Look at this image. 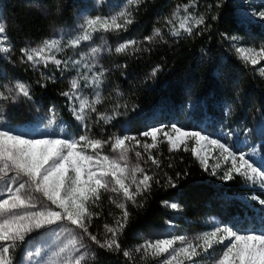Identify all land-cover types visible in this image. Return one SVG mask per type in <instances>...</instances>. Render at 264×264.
Masks as SVG:
<instances>
[{
  "label": "snow or ice",
  "instance_id": "snow-or-ice-1",
  "mask_svg": "<svg viewBox=\"0 0 264 264\" xmlns=\"http://www.w3.org/2000/svg\"><path fill=\"white\" fill-rule=\"evenodd\" d=\"M97 2L103 3L104 0ZM142 2L143 0H126L114 15L86 17L79 25L76 35L68 40L67 46L77 48L82 42L92 40L97 32L127 31L135 22L130 6H138ZM224 3L226 0H218L216 7L221 8ZM190 6L191 3L178 5L172 13V18H165L170 25L174 20L180 21L178 27H172L171 35L179 36L181 32L192 35L194 28L210 27L206 24L204 16L195 17L188 13ZM181 8L185 12L183 17L179 16ZM252 15L264 20V10L253 11ZM212 19L216 20L218 16H213ZM222 35L233 42L238 59L254 66L264 60V45H261L259 50L245 48L239 46V37L228 36L227 33ZM157 37L163 39L159 28L154 29L153 34L145 37L144 40L152 43ZM140 43L134 40L125 41L119 44L115 51L125 53L129 48L133 51H150L146 47L141 49ZM12 47L6 35V25L0 22V54L10 53ZM103 50L102 47H93L87 53V58L94 61ZM61 51H63L61 38L46 39L35 48H21V63L28 62L37 70L39 65L43 64L47 67L49 63H54L60 71H62L61 64L65 69L69 65L72 67L83 65L87 69L84 73L78 71L77 77L72 78L69 91L61 92V95L67 97L69 104L72 105L70 110L81 124L83 132L72 138L55 135L30 136L0 127V197L6 196L0 198V264H16L17 249L27 243L33 233L52 236L59 241L47 259L37 261L36 264H86L89 258L95 257V253L84 242V236L105 251L120 252L119 236L123 234L130 218L127 204L130 202L142 207L143 204L137 200V197L150 194L153 183L166 189L178 186L170 176L161 184L156 173L149 174L139 162L131 164L128 153L133 150L130 147L132 143L137 147H143L147 159L157 169H160L161 162L158 157L152 155L151 150L158 148L159 144L165 141L170 152L178 151L181 147L185 151L190 150L206 172L210 168L209 159L213 158L210 154L218 151L219 157L216 158L217 163L211 165L210 175H218L221 168L219 160L222 159L226 164L230 162L231 165L219 177L224 182L240 176L253 185L259 184L264 188V167L251 160L249 154L236 152L231 145L206 134L203 130H188L176 124L154 126L140 134L150 138L151 143L142 142L136 136L128 134H114L107 141L90 136L88 133L91 125L88 123L87 112H96L95 106L101 103L102 97L97 91L95 98L89 102L86 96L80 95L79 79L85 81L84 87L99 89L106 69L93 71L96 64L89 63L85 55H81L79 60L57 59L53 53ZM159 70L158 67L153 69L151 76L155 77ZM259 72L264 75V67H261ZM41 75L44 78V74ZM47 79L56 83L54 77ZM40 87H46V84L40 83ZM20 96L27 100L32 99L30 85L22 81H16L14 85H4L3 91H0V100L15 102ZM77 101L78 108L75 107ZM119 107H121L119 104L115 105V108ZM49 113L46 127L56 122L55 109H50ZM117 114L115 111L111 114L98 113L96 119L108 123ZM224 135L232 136L233 133L229 131ZM161 137L163 140L160 139ZM189 142H191L190 149ZM107 144H110L112 152L117 155H109L103 151ZM135 156L138 161L142 159L140 151H135ZM169 167L172 165L169 164ZM164 175L167 176V173ZM179 176L180 174L177 173V177ZM102 191H110L122 197L120 200L110 197L111 202L121 210V215L115 217L114 225H104L103 241L89 232L92 217L99 215L91 211V205L101 199ZM35 194H40L43 199ZM252 199L258 200L264 208V200H259L255 196ZM162 206L173 210L180 208L178 203L168 200L162 201ZM77 229L80 231L77 232ZM225 240L229 242L212 259L211 264H264V230L242 231L230 225H215L212 230L200 233L194 238L176 235L145 240L136 247L135 251L137 253L143 251L142 259L167 254L161 264H185V262L198 264L197 257L211 256L210 250H213L216 244H224ZM177 244L179 247L176 246ZM28 255L40 256L41 250L36 249L34 253L29 252ZM123 256L130 259L132 253L124 249Z\"/></svg>",
  "mask_w": 264,
  "mask_h": 264
},
{
  "label": "trees",
  "instance_id": "trees-1",
  "mask_svg": "<svg viewBox=\"0 0 264 264\" xmlns=\"http://www.w3.org/2000/svg\"><path fill=\"white\" fill-rule=\"evenodd\" d=\"M234 1L226 0L221 8L216 7L218 0H143L135 6L132 9L135 22L128 27L127 35L134 41L141 42V49L146 47L150 51H133L129 48L127 52L117 54V96L122 99L121 105H127L128 109L124 110V114L119 113L113 123L97 121V113H89V132L107 139L119 125L127 121L129 128L143 137L140 133L147 124L142 123L147 121H143L141 117L142 109L150 111L154 108L157 110L155 120L170 125L176 119L180 121L183 118L180 114L182 110L191 106L193 115L198 116V119L209 116L213 122L222 124L229 117L238 124L243 118L252 135L264 138V76L257 71L256 66L238 59L231 41L222 35L227 33L228 36L264 42V21L237 17ZM190 3L192 6L188 13L195 17L204 16L210 27L194 28L192 35L184 32L179 36L171 35L172 27H178L180 21L174 20L170 25L165 18L171 19L178 5ZM37 6L45 8L48 15L39 11ZM5 13L6 35L13 46L10 53L0 54V68L4 70L5 76L14 73L30 85L32 99L28 101L37 108L57 105L63 117L75 121L70 110L72 105L61 92L66 91L65 77L76 71L77 67L69 65L65 69L61 64L60 71L54 63H49L47 67L39 65L37 70L28 62L21 63L20 53L21 48L36 44L47 36L50 17L60 13L69 19L72 14L70 5L64 0H7ZM184 15L181 8L179 16ZM213 16H218V19L213 20ZM156 28L161 30L163 39L157 37L152 43H147L144 38L151 36ZM197 32L200 34H195ZM54 55L62 61L69 58L75 60L66 47ZM157 67L160 70L152 77V70ZM47 77H54L56 83ZM40 83L46 84V87H40ZM82 91L90 102L99 91L102 101L96 107L102 113L106 106L103 101L108 97L103 85L99 89L83 85ZM130 106L135 109H130ZM137 110L139 111L134 112ZM153 156L158 157L161 167L157 169L152 165L150 174L156 173L161 184L170 176L178 186L166 189L153 183L150 194L137 197L143 204L142 207L129 202L127 209L130 218L118 240L121 251L99 249L96 264H149L146 258H141V252L135 251L137 234L145 231L151 223L169 217V210L161 203L165 198L174 197L177 200L185 217L178 220L190 228L206 226L205 217L214 215L239 230H264V208L258 200L252 199L255 196L264 200V188L259 184L253 185L240 176L224 182L219 177L231 165L221 166L218 175L212 176L209 174L211 169L206 172L190 150L185 151L181 147L178 151L170 152L165 142L159 144L153 151ZM185 172L188 174L184 175ZM177 173L180 174L179 177ZM109 209L111 207L105 197L91 205V211L99 215L92 217L90 233H101L102 226L110 221L109 213L113 220L121 215V211L113 213ZM124 249L132 253L130 259L123 256Z\"/></svg>",
  "mask_w": 264,
  "mask_h": 264
},
{
  "label": "rangeland",
  "instance_id": "rangeland-1",
  "mask_svg": "<svg viewBox=\"0 0 264 264\" xmlns=\"http://www.w3.org/2000/svg\"><path fill=\"white\" fill-rule=\"evenodd\" d=\"M67 4L70 5V11H71V17L69 19L64 18L60 13H58L56 16L50 17V26H49V32L47 36L43 39H41L38 43L29 45L28 47L35 48L39 46L44 40L46 39H52V38H61V46L64 48H68V53L70 56H72L75 60H79L81 55H85L86 59H88L89 63H95L96 67L93 68V71L98 72L101 68L106 69L105 74L102 78L103 82L102 85L104 87V90L107 91L108 97L103 102L106 103V106L104 107V111L102 113H108L111 114L114 111L118 114H124V110L128 109L127 105L123 106L121 105L122 99L117 96L118 91L116 90L118 84L116 82V71L117 68H119V59L117 56V52L115 51V48L119 45L124 43L125 41H133L134 39H131L127 35V31L121 30L119 33L117 32H97L93 35V39L90 41H84L81 43V45L77 48H73L68 45V40L75 36L76 33L79 31V25L84 22V19L86 17H94L97 15L100 16H111L117 13L122 5L125 4L126 0H104L103 3H98L97 0H64ZM7 0H0V22L6 23V8ZM235 6V14L237 17L241 19L246 20H261L257 17L252 15L253 11H261L264 10V0H235L233 2ZM39 11H41L43 14L48 15V11L40 6H37ZM130 8L134 9L135 6H130ZM264 21V20H263ZM157 29V28H156ZM249 36H252L251 33H248ZM239 37V36H237ZM239 46L245 47V48H255L259 50L261 45H264V42L253 40L252 38H242L239 37ZM232 48L235 51V48L233 47V42L231 41ZM93 47H102L104 50L100 52L95 60H91L90 58H87V53H89L90 49ZM235 53H237L235 51ZM54 55V53H53ZM238 55V54H237ZM252 65L251 63H248ZM257 71L259 72V69L261 67H264V60H261L259 64L255 65ZM78 71L80 73L87 72V69L83 67V65H80L76 68V71L70 73L65 77L64 80V87L66 91L70 90V81L73 77H77ZM260 73V72H259ZM4 70L0 68V91H3L4 85H14L16 81H22L19 77H17L16 74L10 73L9 75L5 76ZM89 75H91L89 73ZM264 76V75H263ZM24 82V81H22ZM85 81L83 79H79V83L81 85L80 88V95L85 96L83 89V83ZM116 92V93H113ZM90 102V101H89ZM115 103L119 104L121 107L115 108ZM23 107V111L22 107ZM75 107H79V102L77 101L75 104ZM96 107V106H95ZM192 107L189 106L188 108L182 110L180 113L183 118L178 121L177 119L173 121L170 125L176 124L184 129L188 130H197L201 131L203 130L206 132V134L218 138L222 140L223 142L231 145L236 152H243L249 154V158L253 160L257 165H260L261 167H264V138L261 135H252L249 130V126L245 123V119H241L238 124L233 118L226 117L225 122L222 124L213 122L212 119L209 118V116L200 117L198 119V116H194L192 113ZM18 109V111L14 110ZM55 109L56 122L50 126L46 127L49 120V110ZM130 109L134 110L135 107L130 106ZM131 110V114H132ZM235 111V109L233 108ZM134 111V112H138ZM234 111L231 113L233 114ZM157 110L154 108H151L150 111H146L145 109H142L141 117L143 118V121H147V127L141 131H147L149 128L154 126H160V125H166V123H158L155 120V114ZM92 113L91 111L88 112ZM98 112V107H96V112ZM148 113V114H147ZM117 114V115H118ZM109 122L113 123L115 121L116 116ZM148 118V119H147ZM234 120V121H233ZM0 127H5L14 131H20L30 136H66L68 138H72L74 136H79L82 134L83 129L81 124L75 119L66 118L63 117L62 112L60 111V107L57 105H51L48 108L40 109L37 108L35 105H33L30 101L25 99L24 97L20 96L18 97L15 102L12 100H0ZM231 131L233 133L232 136H225V133H228ZM140 133V134H141ZM90 136L94 138H99L102 140L107 141L109 138L104 139L103 137H96L94 133L89 132ZM132 135L139 138L142 142L151 143L150 138L146 137H140L139 135H136L131 128H129V125L127 124V121H124L121 125L115 129L112 134L113 135ZM163 140V137L160 138ZM167 144V142L165 141ZM130 147L133 149L128 153L129 160L131 164H135L139 162L142 167H144L149 174L152 171V163L150 160L147 159V154L145 153V150L143 147H137L134 143L130 144ZM167 147L169 148L168 144ZM191 147V142H189V149ZM155 149H152V155L153 151ZM103 151L106 154L109 155H117V153H113L111 150L110 144L105 145ZM135 151H140L142 154V159L139 161L137 160V157L135 156ZM211 157L209 159V165L211 169V165H214L217 163V159L219 157L218 151H213L211 154ZM219 163L221 166H225L229 163H225L222 159L219 160ZM37 195L41 200L43 199L40 194ZM101 197L107 198L108 205L111 207V210L113 213H119L121 210L115 206L114 203L111 202L110 197L114 198L116 200L122 199L121 196H117L115 193H112L110 191H102ZM5 198V197H0ZM164 200L177 202V200L174 197L165 198ZM46 203V201H45ZM162 203V202H161ZM165 207V206H164ZM169 210V217H166L163 221L159 222H153L151 223L145 231L139 232L137 234V240H136V247L144 243L145 240H155L158 238H164V237H170V236H176V235H183L188 238H194L200 233H204L207 231L212 230V228L215 225H230L228 221H224L219 219L217 216L214 215H208L205 217V223L206 226H198L196 228H190L188 226L183 225L178 219L182 218L185 219V217L182 215L181 209L173 210L169 207H165ZM110 210V209H109ZM110 210V211H111ZM109 220L108 225H114L113 218H110L111 213H109ZM113 222V223H112ZM232 226V225H230ZM101 233L97 235L98 239L103 241L105 239V228L102 226ZM239 230V229H238ZM255 231H260L258 229H250ZM250 230H242V231H250ZM43 231V230H42ZM77 232L80 230L77 229ZM109 236L111 234H108ZM61 239H65V237H61ZM84 242L89 246V249L95 253V257L89 258L86 261V264H96L97 256L99 255V248L97 245L93 244L92 241L87 237H83ZM228 240H225L224 244H216L214 246L213 250H210L211 256L204 255L202 257H197L198 264H211L212 259L217 256L224 246L228 243ZM59 241L55 239V237L52 236H41L37 233H33L30 238H28V242L21 245L17 251H16V264H36L37 261H42L44 259H47V256L51 254V251L57 246ZM179 247V244L176 245ZM36 249L41 250V255L36 256L32 255L29 256V252H35ZM136 249V248H135ZM141 255H143V251H141ZM167 254L159 257H153L148 256L145 257L149 264H161V262L165 259ZM98 264V263H97ZM187 264V262H185Z\"/></svg>",
  "mask_w": 264,
  "mask_h": 264
}]
</instances>
